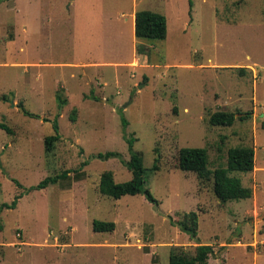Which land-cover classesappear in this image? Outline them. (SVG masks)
<instances>
[{"label":"rangeland","instance_id":"obj_1","mask_svg":"<svg viewBox=\"0 0 264 264\" xmlns=\"http://www.w3.org/2000/svg\"><path fill=\"white\" fill-rule=\"evenodd\" d=\"M142 9L167 17L166 39L136 38ZM219 110L250 118L213 125ZM1 124L0 264H169L172 246L199 244L214 248L208 264H264V0H2ZM131 134L159 204L100 192L105 171L132 178ZM237 146L256 150L255 169L233 173L253 196L223 201L213 172ZM184 147L208 150V175L180 168ZM192 211L198 240L177 224Z\"/></svg>","mask_w":264,"mask_h":264},{"label":"trees","instance_id":"obj_2","mask_svg":"<svg viewBox=\"0 0 264 264\" xmlns=\"http://www.w3.org/2000/svg\"><path fill=\"white\" fill-rule=\"evenodd\" d=\"M2 0H0L1 2ZM12 1V0H6ZM190 10L193 6V0H189ZM135 35L137 39H166L168 36V20L167 17L159 12L149 9L138 10L135 13ZM137 52L139 54H147L148 49L145 45L138 43ZM22 105L23 111L27 115H33ZM235 112L219 110L211 115V123L213 125L231 126L239 118L246 120L250 118V112H245L237 116ZM129 124L127 119H123V125ZM1 128L12 132L11 128L6 124H1ZM54 133L45 138V147L47 153L53 152L57 142L61 139L60 127L57 119L53 122ZM137 138L131 134L127 138L131 159L126 162L127 167L132 172V178L124 182H117L112 171H105L101 175L100 192L103 195L110 196L114 199H120L124 195L145 194L146 198L156 204L160 201L146 187V167L141 153L134 149ZM116 154L113 151L107 153H99L98 157L107 159ZM256 150L254 146H237L228 150L227 165L216 168L214 174V191L217 197L223 201L240 200L251 198L253 190L243 184L239 176L233 175L234 172H251L255 169ZM209 153L204 147H184L179 152V166L183 171H194L202 176L209 174ZM157 169V165H154ZM68 176V171L54 176H48L41 180L37 185L31 186L28 190L43 189L51 184H57L61 179ZM21 195L16 196L14 201L3 203V208H15ZM184 232H188L192 237L197 238L198 233V214L197 212H189L184 218L177 223ZM94 230L100 232H112L116 224L114 221H103L95 219L93 221ZM0 224V230L2 229ZM198 240V238H197ZM214 248L210 244L196 245L193 251L187 250L182 245H174L171 247L169 264H208Z\"/></svg>","mask_w":264,"mask_h":264},{"label":"crops","instance_id":"obj_3","mask_svg":"<svg viewBox=\"0 0 264 264\" xmlns=\"http://www.w3.org/2000/svg\"><path fill=\"white\" fill-rule=\"evenodd\" d=\"M134 25H133V30H134V33H135V14H134ZM136 36V35H135ZM137 38V37H136Z\"/></svg>","mask_w":264,"mask_h":264}]
</instances>
